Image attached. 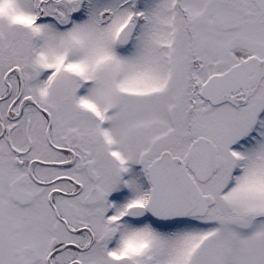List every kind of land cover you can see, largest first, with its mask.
I'll list each match as a JSON object with an SVG mask.
<instances>
[{"label": "snow or ice", "instance_id": "1", "mask_svg": "<svg viewBox=\"0 0 264 264\" xmlns=\"http://www.w3.org/2000/svg\"><path fill=\"white\" fill-rule=\"evenodd\" d=\"M0 264H264V0H0Z\"/></svg>", "mask_w": 264, "mask_h": 264}]
</instances>
